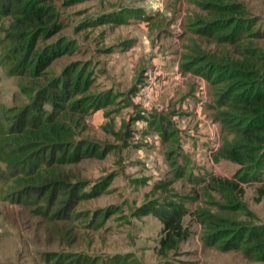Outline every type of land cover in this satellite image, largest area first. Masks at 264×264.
I'll list each match as a JSON object with an SVG mask.
<instances>
[{"label":"rangeland","instance_id":"1","mask_svg":"<svg viewBox=\"0 0 264 264\" xmlns=\"http://www.w3.org/2000/svg\"><path fill=\"white\" fill-rule=\"evenodd\" d=\"M36 2L55 13V25L43 37L47 55L54 51L51 73L58 76L71 63L85 72L84 97L94 108L82 137L101 155L69 168V182L80 181L83 199L73 198L52 220L38 206L0 200V264H63L55 261L60 256L79 258L72 264H83L84 257L96 264H264L204 245L196 218L197 210L216 213L218 203L225 205L222 196L203 192L211 174L235 184L231 194L241 207L236 221L264 226L259 184H242L233 177L235 165L212 160L222 138L215 120L222 109L216 105L220 85L211 82L219 80L213 78L218 59L236 60L237 50L247 46L264 54V0H223L238 3L251 21L252 29L241 36L222 28L227 17L215 16L213 0ZM31 50L22 46L17 52L22 68ZM170 67L176 78H170ZM19 96L14 76L0 64L1 101L11 107ZM151 113L171 121L176 142L167 126L163 141L141 119ZM168 201L188 211L182 220L187 237L163 257V225L149 208Z\"/></svg>","mask_w":264,"mask_h":264},{"label":"trees","instance_id":"2","mask_svg":"<svg viewBox=\"0 0 264 264\" xmlns=\"http://www.w3.org/2000/svg\"><path fill=\"white\" fill-rule=\"evenodd\" d=\"M213 1L218 5L215 16L227 17L220 22H224L222 28L229 29L230 35L241 36L252 29H247L251 21L243 17L244 9L238 3ZM54 15L52 9L36 0H0V64L14 76L21 97L11 107L0 99V200L38 206V212L49 220L73 198L83 199L81 189L76 188L80 181L69 182V168L101 155L93 152L89 141L82 137L85 118L94 108L84 97L88 81L83 68L71 63L58 76L51 73L54 51L47 55L48 45H43V37L54 27ZM254 35H258L256 31ZM22 46L29 51L32 46L24 68L17 56ZM64 46L65 43L58 49ZM237 51L240 58L228 61L222 57L213 67V78L219 80L211 82L220 85L216 105L222 111L215 120L221 125L222 138L212 160L235 165L233 177L242 184L258 183L257 192L264 196V54L250 46ZM206 59L203 57L201 62ZM207 175L204 194L222 196L225 205L218 203L216 213L196 211L197 221L204 229V245L222 252L238 251L251 261L264 262V226L236 221L241 207L231 194L235 184ZM158 185L162 189L168 186L165 182ZM160 205L149 209L163 225L158 254L164 257L186 239L182 220L188 211L178 201ZM78 260L62 256L55 259L63 264ZM83 261L96 264L89 257Z\"/></svg>","mask_w":264,"mask_h":264},{"label":"crops","instance_id":"3","mask_svg":"<svg viewBox=\"0 0 264 264\" xmlns=\"http://www.w3.org/2000/svg\"><path fill=\"white\" fill-rule=\"evenodd\" d=\"M154 63H159V59H156L154 61ZM165 68V67H164ZM163 68V69H164ZM169 70V73L168 74H172V76L170 77L171 79L172 78H176L177 74H176V68L175 67H170ZM168 72V71H167ZM174 72V73H173ZM169 76V75H168ZM152 114V118H149L148 115H145L143 118L141 119H144L145 123L147 122L150 126V129L151 130H155L154 134L160 139V140H163L164 141V130H165V126H167V129H168V135L170 137V140L171 141H177V135H176V131L173 130L172 128V124H171V121L167 118L164 117V114H154V113H151ZM155 115V116H153ZM157 116V117H156ZM142 117V116H141ZM151 119V121H150ZM140 128H135L134 130L138 131ZM167 141H168V138H167ZM169 151V150H168ZM173 158V157H171Z\"/></svg>","mask_w":264,"mask_h":264},{"label":"built area","instance_id":"4","mask_svg":"<svg viewBox=\"0 0 264 264\" xmlns=\"http://www.w3.org/2000/svg\"><path fill=\"white\" fill-rule=\"evenodd\" d=\"M147 76L149 77V78H151V73L149 72V73H147ZM147 88V86L145 85V89Z\"/></svg>","mask_w":264,"mask_h":264}]
</instances>
